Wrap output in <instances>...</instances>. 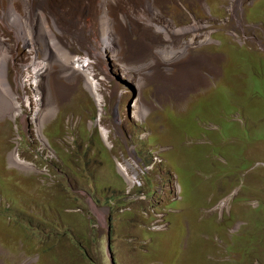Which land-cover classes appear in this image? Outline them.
I'll return each instance as SVG.
<instances>
[{
	"label": "rangeland",
	"instance_id": "1",
	"mask_svg": "<svg viewBox=\"0 0 264 264\" xmlns=\"http://www.w3.org/2000/svg\"><path fill=\"white\" fill-rule=\"evenodd\" d=\"M101 1L32 0L67 64H90L88 78L79 59L73 76L53 61V116L33 63L52 59L0 21L24 108L0 116V264H111L112 253L115 264H264V0ZM16 149L34 169L12 162Z\"/></svg>",
	"mask_w": 264,
	"mask_h": 264
},
{
	"label": "bare ground",
	"instance_id": "2",
	"mask_svg": "<svg viewBox=\"0 0 264 264\" xmlns=\"http://www.w3.org/2000/svg\"><path fill=\"white\" fill-rule=\"evenodd\" d=\"M108 1L109 0L101 1V3H102L101 5L105 7L106 3H109ZM18 2H22L24 4L25 14L20 12L19 10H17L18 8L16 9ZM15 4H16V7H15ZM31 6H32V0H9V6L8 7L3 8L2 6H0V21L5 22V19H8L7 23L9 24V27H11L12 30L17 32L18 39L20 41H23L25 45L31 46L30 51H38L35 41H39L38 46H40L41 49L46 50V52H47L46 55H47L48 59H52V61L50 63H48L46 60H45V62L41 63V62H38L37 57H34L33 63L39 64V66L34 68V72L37 76L36 82L38 83V86H37L38 93H39V95L41 93H44L46 96V99L48 101V104H47L48 110L45 108L47 110L46 117L47 116H53L51 113L53 108L56 109V111H55L56 113L54 115H56L58 112V106L56 105V103L54 101L53 94L50 90V85H49V77H50V75L52 73V69H53V67H52L53 61L57 62L58 64L63 66V72L64 73L66 72L65 74L73 76L76 73L75 68L78 65V60H77V58L75 61L72 59V62L71 63L69 62L70 64H67L66 59L63 55L65 48L61 44H59L58 39L55 36V33L53 31V28H52L51 23L49 22L48 18L44 15L43 12H42L43 14H41V12H39V13L37 12V16L31 17L32 16L31 12L33 13V9L31 11ZM152 11H154V10H152ZM105 12H107V14L109 13L107 11V9H105ZM33 15H35V14L33 13ZM103 16H104V12H103ZM32 18H36V21H33ZM109 18L110 17L107 15H105L104 20L102 18V26L104 24L105 31L107 32L106 33V36H107L106 40L109 44V48L111 51L115 52V46H114L115 35L113 33V29L115 30V32L117 34L116 38H119V35H118L117 29H116V20L112 19L113 20V22H112L109 20ZM167 27H169V26H167ZM203 27L204 26H201V25L186 26V28L183 27L184 29L177 27V31L175 34L178 36H187V35H191L192 33L197 32V31H200V29ZM157 29L161 33H167V31H168L165 28H157ZM167 36H169V34H167ZM49 39H51L50 40V41H52L51 43L49 42ZM187 43L188 44H186V46L189 48L194 46V45H197L196 39H192L190 42H187ZM205 43H207V42H205ZM61 47L63 48V50ZM118 47H119V44H117V49L120 53V50ZM186 50H184V51H178V50L173 51L171 55L169 54V56H166L167 62L168 63H174L175 61L179 60V58H181L182 55L184 56V54L186 53ZM70 55H71V53H70ZM12 60H14V55L11 52V47H9L6 40L0 34V110L2 113V114H0V116H10V117H12V119L15 120L17 118V116H19V113H21L24 108H23L22 103L19 100V98H20L19 94L14 89L13 85L11 84V81H10L11 79H9V69H10V65H11ZM125 66H127V65H125ZM125 66H123V68L125 69L127 74L130 75L134 72L133 70L129 71V69H127ZM80 69L83 70V67ZM86 71L87 70L85 68L84 73H86L88 78H89V74ZM87 87L92 92V94L94 95V97L97 101V105H98V108L100 111V116H103V113H104V104L103 103L104 102H103V98H102V95H101L100 90H99V84L96 85L94 83V81L90 78L89 84L87 85ZM42 90H43V92H42ZM140 102H139V100L136 101V107H135V112H136L135 114H137L136 116L139 120L145 119L148 116V114L151 113L150 112L151 110L149 108H145ZM41 103H42V101L40 99V105H41ZM2 109H4V110H2ZM41 109H43L42 105L39 108V110H38V112L34 118V123L36 125V129H37L38 133H42V128L44 127V123H45L44 122L42 126H40L37 123V121L40 123L43 122L42 114H39L40 113L39 111ZM38 114H39V116H38ZM103 136H104L105 141L109 142V135L105 130L103 131ZM14 153H13L14 155L12 154L13 156L11 157V159L15 165H17V166H19L25 170H31V169L35 168L32 165H30L28 162L20 159L19 149H16V151ZM126 178H127V180H129L128 177H126ZM133 184H134V179L131 178L128 185L133 187ZM227 204H228V200L224 201L220 205V210H223L227 206Z\"/></svg>",
	"mask_w": 264,
	"mask_h": 264
},
{
	"label": "clouds",
	"instance_id": "3",
	"mask_svg": "<svg viewBox=\"0 0 264 264\" xmlns=\"http://www.w3.org/2000/svg\"><path fill=\"white\" fill-rule=\"evenodd\" d=\"M110 1H112V0H110ZM46 16V15H45ZM200 25L201 26H203L202 24H201V22H200ZM201 29H204V27L203 28H201ZM200 29V30H201ZM207 36H211V35H207ZM209 37H204V40L207 42L208 40H209ZM204 41V42H205ZM77 59H79V57H76ZM79 62H80V65H82V66H85V68H86V70L88 71V72H90L89 71V69H88V67L90 66V64H89V66H88V61H87V63L86 64H82V62L80 61V59H79ZM93 76H94V74H93ZM95 77V76H94ZM11 81V80H10ZM26 81V80H25ZM11 84H12V82H11ZM13 85V84H12ZM38 85V84H37ZM14 87V86H13ZM41 99V98H40ZM42 100V99H41ZM40 101V100H39ZM38 112V111H37ZM37 114V113H36ZM119 167L120 166H118V169H119ZM226 200H228V203H229V199H226ZM225 200V201H226ZM263 203V202H262ZM228 205V204H227ZM252 208H257L258 207V204L256 203V202H252L251 203V205H250ZM226 208V207H225ZM264 209V208H263ZM247 224V223H246ZM246 224H240V225H238V226H240V230H241V228H242V226L241 225H246ZM109 257H110V261H111V264H115V261H114V258H113V253L112 254H109Z\"/></svg>",
	"mask_w": 264,
	"mask_h": 264
}]
</instances>
